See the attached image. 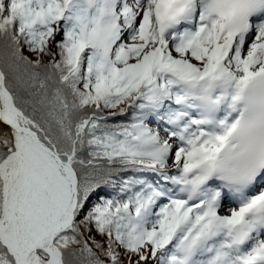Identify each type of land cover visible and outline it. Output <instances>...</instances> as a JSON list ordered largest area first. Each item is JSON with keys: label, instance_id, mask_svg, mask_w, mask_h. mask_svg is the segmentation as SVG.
<instances>
[{"label": "snow or ice", "instance_id": "6c2138e0", "mask_svg": "<svg viewBox=\"0 0 264 264\" xmlns=\"http://www.w3.org/2000/svg\"><path fill=\"white\" fill-rule=\"evenodd\" d=\"M0 264H264V0H0Z\"/></svg>", "mask_w": 264, "mask_h": 264}]
</instances>
